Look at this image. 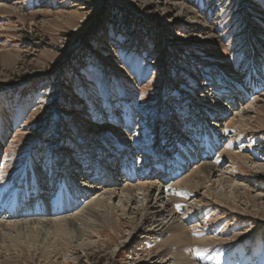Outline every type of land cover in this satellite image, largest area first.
<instances>
[{
	"label": "rangeland",
	"instance_id": "374dc122",
	"mask_svg": "<svg viewBox=\"0 0 264 264\" xmlns=\"http://www.w3.org/2000/svg\"><path fill=\"white\" fill-rule=\"evenodd\" d=\"M4 4L0 222L30 219L9 216L16 195L18 212L39 196L55 200L49 189L35 196L37 173L45 187L68 179L80 188L61 209L43 208L44 218L77 211L95 190L81 188L96 181L91 162L103 167L101 185L120 195L123 187L146 183L149 205L157 184L167 188L166 198H182L173 208L188 238L156 233L160 221L143 224L130 210H116L112 221H99L72 241L52 229L40 235L2 225L0 264H173L183 255L194 264H264V0ZM223 120L247 124L223 133ZM211 131L219 142L208 141ZM223 149L249 161H232ZM196 151L195 162L178 171L176 161ZM164 159L170 162L162 170ZM206 161L220 170L192 194L167 187ZM221 172L229 182L222 191ZM70 182L63 181L67 189ZM148 229L155 234H145Z\"/></svg>",
	"mask_w": 264,
	"mask_h": 264
},
{
	"label": "bare ground",
	"instance_id": "6f19581e",
	"mask_svg": "<svg viewBox=\"0 0 264 264\" xmlns=\"http://www.w3.org/2000/svg\"><path fill=\"white\" fill-rule=\"evenodd\" d=\"M4 2H6V0H0V9L5 10L6 5L4 4ZM180 9H181V7H180ZM189 10L190 9H186V8L183 9V7H182L181 11H183V13H185L187 15V14H189ZM196 25L201 26V25H199V23H196ZM257 81H258L257 79H253V87L255 85H257ZM262 96H264V94H262ZM242 112H245V109ZM224 113L225 112L222 111V113H220V115L223 116V115H225ZM240 116H242V114ZM225 122L226 121L223 120V123L220 124V129H222L223 133H226L225 130L230 129V127H232L231 126L232 124H236L237 126L243 127V128L247 124L245 122V120H243V121L242 120L228 121L226 123V125H225ZM212 131L209 132L208 135H206V137L208 136L207 137L208 141L210 143L213 140L215 141V143L219 142V141H217L219 138L217 137L216 133L215 132L212 133ZM182 148H184V147L182 146ZM225 149L221 150L220 152L223 155H226L227 158L229 157L230 159H232V161L235 159L237 161H240L242 163V165L246 164L249 161L248 156L240 155L237 153L235 154V153L230 152L229 150H225ZM108 152H111V151L109 150ZM197 153H198L197 151L194 152L193 156L190 158H187L186 159L187 161H185V162L183 160L182 161L177 160L176 166H177V168H181L178 171H180V170L183 171V169H185L184 167H186V166H183V165H185V164L188 165V163L195 162V159L199 155ZM111 155H113V154H111ZM110 157H112V156H110ZM193 157H196V158H193ZM169 162H170L169 159L163 160V162L161 164L162 170L166 169L164 165H166V164L169 165ZM89 163H91V162H89ZM197 164H199V163H197ZM36 166H37V163L34 162V164L31 166L32 167L31 171H36L34 168ZM105 168H107V170L112 169L108 165H106L104 167V169ZM102 169H103V167H101V166L99 168L95 169L96 173H95L94 177L99 178V180L96 178V181L98 180L97 183H96L95 179H94V183H90L87 181H84L82 183L80 182L82 185V186L80 185L81 188L88 187L91 190L95 189L94 191H92L93 195L90 198H88L87 202H85L77 211H74L72 213H69V214H66L63 216L52 217V218H50V217L44 218L45 212H42V211H45L44 209L49 210V211H51L52 209H58V208L61 209L63 206H66L65 204H67L68 202H73L75 200V198H73V197H75V194L73 192L77 191L78 192L77 196H79L78 189H80V188H79V186H77V184L76 185H74L73 183L71 184V182H70L71 180L69 181L68 179H66V180L62 179V181H60V183L62 182V184H63V181H65L66 183H68V185L70 182L71 187L69 186L68 189H67V185L63 184V186H61L62 184L60 185L59 183H58L59 184L58 187H56L54 184L51 185L50 183H48L47 186L45 187V186H43V178L41 177V174L40 173L34 174L33 175V178H34L33 185L35 186L34 191L35 192L37 191L35 196H37L38 194H40L42 191H45V190H47L48 193H50V191H55V193H56L55 200H52V199L46 200L43 197L40 198V196L37 198V200L34 199L33 201H29L31 198H29V199L26 198V201H29L30 205H32L34 203L35 204L32 205V207L25 206L24 209H22L18 212L16 209L17 204L14 203V202H18V199L16 198L17 195H16L15 198L12 197L13 200L11 201V205L8 207V209H10V212H11L9 216L10 217H11V215H13V217H14V215H15V217H17V216L28 217L29 216L30 219L21 220V221L17 220L15 222H6V223L0 222V227L3 225L2 227L7 226L5 228L9 227L10 229L14 228L16 230L22 229V230H26L27 232H35L36 234H40V235H42L44 232L50 233L49 229L50 230L52 229L53 232L59 231L62 234L65 233L66 235L71 236L70 239L72 241L74 238L76 240L80 239L83 231L93 230L99 221H105V222L106 221H109V222L112 221V216L116 212V210H120V211L121 210L122 211H126V210L129 211L130 210V213H132V212L137 213L138 216H140L139 217L140 221H142L143 224H149V223L153 224V222L160 221V224H158L157 226H159V225H162V226L160 229H158V231H156V233L158 232V233L163 234V235H171L172 240L173 239L176 240L178 238L182 240L183 237L185 239L188 238V235H186V232H185V227L182 224H180V219L177 216L176 212H174V208H173V205H175L177 202H179V203L183 202L182 198H180V197L177 198L176 195L170 196V197L168 196L169 198H166L164 195L165 194L164 192L166 191L167 188H165V186H161L160 184H157L156 185L157 194L154 197V199L152 200V205H149L150 193H149V191H147V188H149V185H147L146 183H140L137 185L123 187L120 190L122 192L120 195V194H118L119 192H117L116 189H110V188H107V187L101 185V184H105V181H106V180H102L104 178L103 174H102L103 173ZM218 170H220V169H218V165L214 161L202 162L199 165L194 166V168H192L191 170H187V173L182 175L179 180L174 181L173 183H171L167 187L169 189H171V192H174V194H177V195L181 194V195L186 196L187 194H192L197 189L198 186L205 184V181H207L212 176H214ZM99 172H101V174H99ZM225 173L226 172H221V174L219 175L220 178L218 179V184H219L217 186L218 189H220V187H222V186L225 187L224 186L225 183L228 182V180H225L226 178L223 176ZM160 175H162V174H160ZM234 189H235V191H234ZM234 189L232 190L233 193L235 192L236 195L238 193H240L239 188L237 186ZM66 190L69 192H67ZM100 190H102V191H100ZM220 190L222 191V189H220ZM71 193H73V194H71ZM183 193H185V194H183ZM220 193H222V192H220ZM140 194L143 195L141 200L139 197ZM117 197H118V200H117ZM2 199H3V195H1V197H0V214L3 213V210L5 209V204H3L4 200H2ZM114 199L117 200L116 203L114 202ZM39 214H42V216L36 218L37 217L36 215L39 216ZM124 214L128 215V212H125ZM47 215H48V213H47ZM145 231H146L145 234H148L150 231L153 232V233H151V235L155 234V231L152 229L151 230L148 229ZM22 234H24V233L20 232V235H22ZM70 234H73V236ZM182 235H183V237L181 238ZM188 241H190V240L188 239ZM206 241H208V240H206V239L203 241L199 240L198 242L199 243L200 242L205 243ZM180 254H184V253H180ZM178 257L179 256L173 257V260H171L173 262V264H194L192 261H188L189 259L185 255L180 257V260Z\"/></svg>",
	"mask_w": 264,
	"mask_h": 264
},
{
	"label": "trees",
	"instance_id": "16d2710c",
	"mask_svg": "<svg viewBox=\"0 0 264 264\" xmlns=\"http://www.w3.org/2000/svg\"><path fill=\"white\" fill-rule=\"evenodd\" d=\"M129 20H131V19H129Z\"/></svg>",
	"mask_w": 264,
	"mask_h": 264
}]
</instances>
